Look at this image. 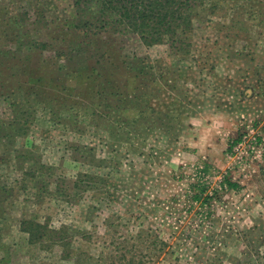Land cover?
<instances>
[{
    "label": "rangeland",
    "instance_id": "1",
    "mask_svg": "<svg viewBox=\"0 0 264 264\" xmlns=\"http://www.w3.org/2000/svg\"><path fill=\"white\" fill-rule=\"evenodd\" d=\"M219 6L179 49L75 31L72 0H0V264H74L25 220L71 226L83 264L149 228L172 246L161 264H264V0ZM80 173L69 202L58 186Z\"/></svg>",
    "mask_w": 264,
    "mask_h": 264
},
{
    "label": "trees",
    "instance_id": "2",
    "mask_svg": "<svg viewBox=\"0 0 264 264\" xmlns=\"http://www.w3.org/2000/svg\"><path fill=\"white\" fill-rule=\"evenodd\" d=\"M219 1L72 0V7L76 16V24L73 27L75 31H83L86 35L90 33L96 37L101 36L109 30L129 32L139 36L142 42L149 47L156 44H171L174 47L182 49L187 45L188 39L195 31V21L197 18H201L203 14L208 13L214 15L221 9ZM67 27L70 26L67 25ZM35 45L47 47L45 43L39 44L35 42ZM188 45L191 46L189 43ZM41 49L43 50V48ZM94 51L95 54H92L93 56L105 57V54L101 56L96 54V49ZM107 59L111 60L109 57ZM97 75V77L101 76ZM23 126V129H25L23 131L26 133L28 121ZM246 133L243 132L232 143L230 150H233L235 145L243 143L244 138L247 136ZM69 150H74V147L71 146ZM209 171V166L205 165L199 171V182L193 185L195 191L193 199L196 203H200V207L209 204L213 199V196L206 195V187L200 182L202 179L201 174L205 175ZM90 182V174L80 173L73 181L63 178L61 185L58 186V191L69 202L72 200L77 203L84 202L91 188ZM227 185L229 189L236 192L240 189L238 184L230 181H227ZM112 209L116 211V208ZM132 217L138 220L143 216L132 214ZM107 221H109V218H107ZM112 225L114 224H107V228H110ZM124 227L129 233V226L125 225ZM70 228L71 226L68 227L66 225L56 228L48 223L42 224L36 221L25 220L22 222V231L28 235L30 243L43 246L46 249L58 247L63 251L65 259H74V264H83L84 260L81 258L82 256L79 253L76 254L73 249L74 244L72 239L74 240L75 236L71 234ZM83 238L87 241L93 239L92 235L87 234H84ZM104 243L106 252H101L102 256H99L97 259L99 264H161L166 257L165 255L169 253L172 247L168 240L163 238L159 233L154 234L152 228L137 232L131 236L124 234V236L112 238L110 242L105 241ZM85 256L88 257L87 255ZM208 260L213 261L211 264L221 261V259L216 258H209Z\"/></svg>",
    "mask_w": 264,
    "mask_h": 264
},
{
    "label": "built area",
    "instance_id": "3",
    "mask_svg": "<svg viewBox=\"0 0 264 264\" xmlns=\"http://www.w3.org/2000/svg\"><path fill=\"white\" fill-rule=\"evenodd\" d=\"M243 142H244V141H243ZM241 144H242V143H241ZM241 144H240V145H241Z\"/></svg>",
    "mask_w": 264,
    "mask_h": 264
}]
</instances>
